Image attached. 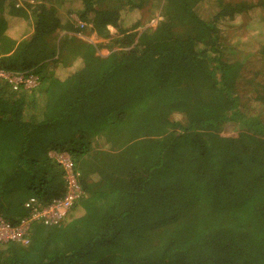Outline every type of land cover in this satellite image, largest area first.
Listing matches in <instances>:
<instances>
[{
    "label": "trees",
    "instance_id": "1",
    "mask_svg": "<svg viewBox=\"0 0 264 264\" xmlns=\"http://www.w3.org/2000/svg\"><path fill=\"white\" fill-rule=\"evenodd\" d=\"M200 1L164 0L162 21L139 30L154 0H64L61 12L0 0L2 70L41 65L33 88L0 80V217L15 223L28 199L66 192L50 148L68 154L83 191L71 220L34 223L27 247L0 246V264H264V44L247 55L224 39L264 0H214L207 18ZM10 19L33 21L32 36L11 39ZM110 28L107 56L74 35ZM70 43L74 55L60 53ZM227 123L238 136L221 134Z\"/></svg>",
    "mask_w": 264,
    "mask_h": 264
},
{
    "label": "rangeland",
    "instance_id": "2",
    "mask_svg": "<svg viewBox=\"0 0 264 264\" xmlns=\"http://www.w3.org/2000/svg\"><path fill=\"white\" fill-rule=\"evenodd\" d=\"M157 1H160V7H157ZM251 2H258L259 0H249ZM50 2L57 7L58 10H60V12L62 11V4L64 2V0H50ZM164 0H154L153 3V8L151 7L149 10V13L147 15V18L149 19L150 17L152 18L151 21H147L148 24H145L144 27L140 28L139 30H144V28L147 27H152L155 28L158 24V22L162 21V5H163ZM27 6H24V10H27L26 8ZM22 8V7H20ZM263 8V7H262ZM197 11L203 15V17L207 18L208 16H212L213 14H215V12H217V5L216 2L214 0H203L200 1L197 4L196 7ZM264 9V8H263ZM28 11V10H27ZM9 14V13H8ZM28 14H30V12L28 11ZM139 13L134 12V15H138ZM75 17V14L71 15V18L73 19ZM32 21H25V23L22 22V24L20 25H14L15 22H13L12 19L9 20V27H8V34H12V36L17 35L18 33V29L19 27H25V34H28V32H30V28H33V23H31ZM231 26V29L228 30V34L227 36H225V40L226 41H230L231 38L236 41L237 47L240 49V52H243L245 54H256V49H259V47L264 44V10L262 11V13L260 15H256L255 17H250V16H243V17H238L235 21L230 22L229 24ZM23 27V28H24ZM225 30V29H223ZM66 35V31H60L58 32L57 36L59 35ZM77 35V37L79 39H82L84 41H87L89 43H93V44H98L99 46L101 45V49L99 50V54H101L102 56H107L109 55L111 52L116 51L118 47L112 48V39L114 37L117 36V33L114 29L110 28V35L111 38H107V39H98L94 34H88L87 32L85 33H81V34H75ZM74 36V35H71ZM70 38V36H68ZM67 38V36L63 39L65 40ZM22 41V40H21ZM234 41H231L232 43H234ZM256 41V49H253V46L249 45L252 42ZM262 41V44H260V42ZM62 44H64L62 42ZM235 44V43H234ZM67 48V46H66ZM74 50H73V44L70 43V50L67 48V51H61L60 53H64V54H68L69 56H71L73 54ZM74 55V54H73ZM241 56V54H239ZM57 57V56H56ZM55 57V58H56ZM232 57V56H230ZM249 59H253L249 58ZM39 66L36 67H32L30 69V71H26V72H11V73H24V74H32L33 76H37L38 74L36 73L35 75V71L38 70ZM0 70H2L1 66H0ZM251 75L253 76L252 72L249 71V75L245 78L247 79V81L250 79ZM3 78V77H2ZM1 79V78H0ZM252 87L251 90L247 85L246 81H243L240 85V89H239V94L242 95V99H241V103H242V108H244V110L246 111L247 109H249V107L252 105L251 103V99L249 98L250 94L252 93ZM251 97V96H250ZM249 98V99H248ZM254 108V105H252L251 110ZM260 108L257 107V110H259ZM259 112L263 113V108L259 110ZM258 112V113H259ZM248 115H251V113L249 112V110H247ZM221 134L225 137H231V136H238V130L236 128V126H234L232 123H227L223 126L222 130H221ZM62 155H68L66 154L65 151H59V150H54V148H50L48 149V156L55 160L56 162H58V159L60 156ZM59 163V162H58ZM26 211V210H25ZM76 216H79V212L76 214ZM72 217L70 216V218L68 219L71 220ZM31 236V235H30ZM20 244V243H19ZM30 244V239H29V243L27 245H23L21 244V246L27 247Z\"/></svg>",
    "mask_w": 264,
    "mask_h": 264
},
{
    "label": "built area",
    "instance_id": "3",
    "mask_svg": "<svg viewBox=\"0 0 264 264\" xmlns=\"http://www.w3.org/2000/svg\"><path fill=\"white\" fill-rule=\"evenodd\" d=\"M26 0H16V7H23ZM73 21L79 29H85L90 25L74 17ZM34 73H11L0 70V80H5L16 91L23 85L25 89L33 88L39 85V76H33ZM36 75V74H35ZM3 77V78H2ZM65 171V190L66 192L51 201L44 203L32 197L24 204L26 215L17 222L12 223L0 217V246H6L10 243H20L27 245L29 243L31 228L34 223L45 226L59 225L68 221L73 205L83 196V191L79 183L78 174L74 171L73 162L68 155H62L58 159Z\"/></svg>",
    "mask_w": 264,
    "mask_h": 264
},
{
    "label": "crops",
    "instance_id": "4",
    "mask_svg": "<svg viewBox=\"0 0 264 264\" xmlns=\"http://www.w3.org/2000/svg\"><path fill=\"white\" fill-rule=\"evenodd\" d=\"M25 21V20H24ZM31 23H33V21L31 22ZM33 27V26H32ZM20 29L19 30H17L18 31V33H17V35H15V36H12V34H8L9 35V37L11 38V39H16L17 41H21V40H24V39H28V38H30L31 36H32V33H33V28H30V32H28V34H25L24 35V32H25V28L23 29H21V27H19ZM58 34V33H57ZM64 34L65 33H63V35L61 36V35H59L58 36V41H60V40H62V37H64ZM70 34V33H69ZM58 52H59V50H58ZM37 66H41V65H37ZM39 68V67H38Z\"/></svg>",
    "mask_w": 264,
    "mask_h": 264
},
{
    "label": "clouds",
    "instance_id": "5",
    "mask_svg": "<svg viewBox=\"0 0 264 264\" xmlns=\"http://www.w3.org/2000/svg\"><path fill=\"white\" fill-rule=\"evenodd\" d=\"M79 34V33H78ZM75 35V34H74ZM76 37H77V35H76ZM78 38V37H77ZM39 76V75H38ZM40 77V76H39Z\"/></svg>",
    "mask_w": 264,
    "mask_h": 264
}]
</instances>
